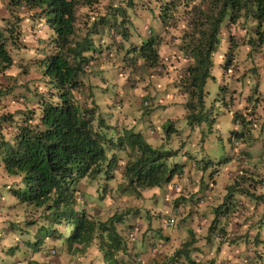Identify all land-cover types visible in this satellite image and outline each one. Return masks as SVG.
<instances>
[{"label":"trees","instance_id":"obj_1","mask_svg":"<svg viewBox=\"0 0 264 264\" xmlns=\"http://www.w3.org/2000/svg\"><path fill=\"white\" fill-rule=\"evenodd\" d=\"M95 1L2 0L8 14L0 15V75L8 83L4 87L0 85V99L19 95L23 101H19L20 107L13 112L4 109L0 113V160L6 172L21 175L22 187H11V191L22 202L33 204L39 210L36 224L34 217L25 221L34 226V233L30 235L33 242L46 237L59 240V243L47 246L44 251L46 256L39 259L40 264H50L53 262L50 258L61 250L68 257L75 256L73 262L83 263V260H88L85 257L87 249H93L92 255L100 257L103 264L139 262L134 247V232L127 230L131 221L124 218L129 209L114 211L102 219L92 216L86 205L79 202L77 196L81 195L76 184L84 177L93 180L104 175L105 179H110L114 174H119L121 179L114 187L115 194L125 189L167 184L177 166L182 164L174 160L178 155L176 148L163 147L164 134L159 144L146 140L148 134L145 132L150 134L159 128L168 136L174 130L171 120L157 126L151 119L153 116L148 115L152 109L159 107L157 102H152L157 86L164 92L165 86H170L172 93L181 98L182 116L191 129L208 118L211 106L205 102V82L214 77L213 68L216 70L218 67L221 71L218 94L223 98V93H228L222 101L225 107L232 108L231 120L235 127L229 130L228 138L233 139L235 145L231 143L232 150L222 158L223 166L230 161L231 171L221 197L219 201L205 206L212 215L206 230L208 236L213 231H225L234 220L237 226L231 232L233 238L239 237V243L244 245L242 253L255 258L250 259L254 264H264V191H254L256 183L264 184V80L257 78L259 71L255 66L258 54L264 56V0H159L161 27L156 33L147 27L144 39L139 32L130 29L127 16L120 15L121 4L135 3V0H108L103 13L93 11ZM148 1L137 0L145 5ZM78 2L90 7L89 10L78 14ZM170 7L173 12L168 11ZM107 12L117 15L109 18ZM166 19H170L167 24L169 29L164 26ZM39 20L50 29V35L44 41L45 50L36 59V70L39 71L36 84L28 85L17 82L15 75L6 73L13 63L10 48L14 47L15 51L29 48L23 43V31L32 29ZM223 20L227 44L215 65L212 54L219 42ZM101 27L104 28L103 36ZM161 29L163 31L159 33ZM239 45H244L243 54L246 57L238 55L241 50ZM105 47L115 51L121 49L124 51L123 60L134 62L129 70L126 69L123 80L130 78V70L138 76L131 79L130 88L138 95L143 93V97L136 100L135 110L137 116L141 114L147 120L144 127L140 126V121L137 124L135 116L130 119L132 123L128 128L118 121L119 128L109 129L108 123L101 125V117L96 124L93 123V107L86 106L84 100L90 97V86L99 83L92 82L96 73L90 74L88 67L93 65L91 63ZM115 51H112V56L116 57L120 53ZM165 54L168 57L163 59L161 55ZM247 59L250 66L245 64ZM240 62L247 67L237 71L239 88L229 87L227 78L233 70L239 69L237 64ZM166 63L169 68L174 65L171 81L168 80ZM99 69L111 70V66L102 65ZM146 70L162 78L161 85L149 81ZM84 73L88 81L91 77L87 83L82 77ZM141 76L147 80H141L138 85L136 82ZM83 85L88 88L86 93L81 90ZM147 85L153 86V94L147 93ZM99 86L106 89L103 84ZM15 88H23L24 91L14 93ZM120 93L115 92L119 100L122 98ZM203 135L200 134L201 139ZM252 146H256L258 159L245 164L243 159L249 156L248 149ZM106 148L124 150L126 157L123 163L116 166V154L107 152ZM186 155L191 159V166L194 165V172L189 178L199 176L200 186L196 193H204V196L206 187L216 182L214 173L223 167L215 166L208 170L207 164L204 161L200 164L201 159L194 152H187ZM105 187V183H101V191L96 192L99 198L101 193L106 195ZM87 196L89 198L91 194L87 193ZM238 200L245 206L243 214L246 213L239 219L234 206ZM250 200H253L252 204ZM245 224L254 227L251 235L244 230L241 234L239 229ZM191 234L190 231L189 238L182 241L165 260L155 258L152 263L213 264L212 260L198 258L194 250L195 238ZM161 237L164 239L166 235ZM142 238L151 237L145 233L140 237L139 251L144 247ZM27 242H30L29 239ZM13 250V246L7 247V251ZM32 261L29 259L27 264ZM251 261L247 264H253ZM87 262L90 263V259Z\"/></svg>","mask_w":264,"mask_h":264},{"label":"rangeland","instance_id":"obj_2","mask_svg":"<svg viewBox=\"0 0 264 264\" xmlns=\"http://www.w3.org/2000/svg\"><path fill=\"white\" fill-rule=\"evenodd\" d=\"M126 1V0H125ZM132 1L133 3H123L121 4V8H119L120 15L125 14L127 16V20L130 22V29L135 30L141 34L142 39L145 38V30L146 28H151L152 32H157L158 27H161L162 21L159 17V7L161 1L159 0H149L147 4ZM108 0H97L93 2V11L94 12H101L103 13V9L105 8L104 5L107 3ZM145 6H144V5ZM77 13L83 10H89L90 7L87 5H83V3L78 2L76 4ZM24 10V9H22ZM169 12H173V8L170 7ZM93 12V13H94ZM109 18L112 16L117 15L111 14L107 12ZM8 14L2 0H0V15ZM169 14V13H168ZM117 17V16H116ZM119 18V16H118ZM170 19H166L165 25L168 27V22ZM225 20L221 21L220 27V34H219V42L217 45L216 50L212 54V59L215 63L220 60V57L223 51L226 48L227 40L225 34ZM102 36L104 35V28L101 27ZM24 30V29H23ZM163 30L161 29L159 33ZM141 32V33H140ZM48 35H50V29L42 22L41 20L36 21L34 27L29 31H23L22 39L23 43H26L29 48H20V50L15 51L11 47L10 50L13 54V63L7 70V75L16 77L17 82H26L28 85L36 84V78L39 75V71L36 70V59L42 55V51L45 50L44 41L47 39ZM244 45H239L238 49L239 56H244ZM124 50V49H123ZM112 51L109 47L102 48L101 53L96 56V59L91 63L92 66L88 67L90 74L93 72L96 73V76L92 77V82H98L99 85L106 87V89L100 87L97 83L90 86L91 92L90 97L85 99L86 106L93 107V123L96 124L98 117H101L102 123H108L110 125L109 129L119 128L120 125H124L128 128L130 125V119H133L138 122L140 121V126L144 127L147 123V120L143 119V115L137 116L138 113L136 109V100L140 99V96L143 97V93L141 92L140 95L134 89H131V79L137 78L134 73H131L132 70L129 71L130 78L123 80L125 77L126 69L129 70L130 67L134 65L133 61L123 60L122 55H124V51L119 49L118 54L116 57L112 56ZM164 52V51H163ZM166 53V52H164ZM121 55V56H120ZM262 56V57H261ZM164 59L168 57L167 54L161 55ZM246 59V58H244ZM242 59V60H244ZM175 62L179 60L177 58L173 59ZM258 61L256 62V69L259 71L257 74V78L260 80H264V56L262 53L258 54ZM240 62L237 64L238 70H233L229 77L227 78V85L229 87H235L236 89L239 88V80L236 78L237 71L240 69L250 66V62L245 60L244 66ZM166 63V67L168 69V80L171 81L173 77V66L170 69ZM173 63H170L172 65ZM254 64V63H253ZM111 66L110 69H106L101 71L99 68L102 66ZM124 66V67H123ZM214 67V65H213ZM88 69H86L88 71ZM86 71V73H87ZM148 72L149 81L156 85L160 84L162 78L158 77L155 72ZM137 74V73H136ZM213 78H208L205 82V102L207 106H211V109L208 110V118L203 120L198 126H193L190 129L185 122L183 115V107L180 106L179 100L181 98L177 95L172 93V89L170 86L166 87V91L158 90L154 94V98L152 102H157L159 107L152 109V111L148 114L149 117L153 116L151 119L154 123L159 126L161 122L167 123L168 120L172 121V126L174 130L170 132V135H166L162 130L159 128L157 130L152 131L150 134L149 132H145L148 134L147 141L151 144H159L160 137L162 134L165 135V138L162 142L164 148L173 147L177 150V157L176 161L181 162L182 160H188L191 162L190 157L186 154L187 152H194L197 155V158L201 159V163L204 161L207 164L208 170L218 166H222L223 168L219 169L216 173H214V178L216 182H211L209 184V188L206 187L205 195L201 193L198 195L196 191L200 186V179L197 175L194 178L185 179V174L182 175L174 174L169 181L171 188L167 187L166 184L159 186V187H145L139 189H125L121 191L120 194H115L114 187L116 184L121 181L119 174L115 175L110 179H105L104 175H100L98 178L91 180L89 177L81 178L76 186L79 190L81 195L79 202L83 205H86V208L92 213V216L98 218H104L107 215H110L112 212L116 211H124L125 209L128 210V214L124 216L125 220H130L129 223L136 222L137 231L134 233V240L136 247L135 252L138 253L139 262L136 264H154L152 263V259L161 261L165 260L168 257L169 253H171L174 249L181 245V242L189 238L190 231L192 232V236L195 238L194 245L196 255L202 260H212L213 264H225L224 258L222 254L226 251V248L221 245V243L225 245H235L241 241H239V237H235L232 239L229 238V232L232 230H236L237 223L231 224L230 228H226L225 231L216 233L215 231L210 232L208 236V231L206 230V226L208 224V220L212 217L209 212V208L205 207L209 205V202H216L219 201L221 197V193L223 185L226 183L227 178L230 175L231 166L230 161H227L224 166L222 158L226 156L231 150V143H233V139L228 138L229 130L235 127V124L231 120V110L232 108L225 107L223 104V98L228 96V93H223L225 96L222 98L221 94H218L219 91V84L221 80V71L218 68L214 70L213 68ZM111 76L112 78H110ZM83 80L86 81L85 83L89 82L87 75L82 76ZM104 79V80H103ZM143 81H146L147 78L141 76L136 83L140 85ZM114 81L115 83H113ZM7 81L4 76L0 75V85L5 86L7 85ZM166 84H170L167 82ZM264 84V82H263ZM147 93H152L153 86L147 85ZM172 87V86H171ZM88 88L85 85L81 87V90L86 93ZM138 89V88H137ZM19 91H24L23 88H15L14 93ZM121 92V100L118 99V96L115 95ZM142 94V95H141ZM20 102H22V98L17 95L15 97H1L0 99V113L2 110H13L16 107H20ZM25 102V100H24ZM160 102V103H159ZM29 102L28 104H31ZM160 104H163L161 106ZM147 116V115H146ZM8 121V120H6ZM1 122H5L2 120ZM132 123V122H131ZM102 125V126H103ZM120 131V129H118ZM144 130V128H142ZM147 131V130H146ZM9 133V131H6ZM203 133V139H201L200 134ZM168 134V133H167ZM8 135V134H7ZM255 145L258 146V142H255ZM256 146H252L248 149L250 152L249 156H245L243 161L245 164H251L258 156L256 155ZM107 149V148H106ZM108 150V151H107ZM107 152H113L117 156V163L116 166H119L123 163L126 157V153L124 150L113 148L110 150L107 149ZM173 156H176L173 155ZM172 159V157L170 158ZM260 160V159H259ZM210 161V162H209ZM2 162L0 160V213L5 211V209L9 208V214L7 215L8 218L10 216L14 217V224L13 230L17 234L16 241L13 243H18L14 248L13 251H7V246L9 245L6 242V239L9 237L10 231V221L8 219H4L0 214V236H5V240H0V264H27L28 258L32 257L33 261L31 264H40V260L46 255L44 251L47 250V246L50 244V240L48 237L43 238L40 241L33 242V235L34 226L32 224L26 223V219L29 217L35 218V224L37 221V214L39 213L38 209H35V206L30 203L22 202L12 191L11 187L18 186L22 187L23 182L21 179V175L19 173L12 174L8 173L1 168ZM10 178L12 181L9 182ZM5 182V183H3ZM101 183H105L106 187L109 189V192L104 195L101 193V197H98L99 191H101ZM106 189V190H108ZM105 190V191H106ZM255 193H259L264 191V184L256 183L254 185ZM87 193L91 194V197L88 198ZM86 195V197H85ZM92 198V199H90ZM241 199V198H240ZM258 201H261L258 199ZM264 201V200H263ZM251 204L253 200H250ZM13 204V205H11ZM264 202L262 203L263 206ZM236 207V218L239 219L240 217H244L243 214V206L242 203L238 200L235 205ZM261 208L258 211L260 213ZM242 210V212H241ZM241 212V213H240ZM241 214V215H240ZM172 216L174 219L173 225H165L164 220L167 217ZM27 217V218H26ZM118 224V223H117ZM250 226V225H249ZM118 227V226H117ZM214 228V227H213ZM4 230L6 231L5 233ZM216 230V229H215ZM241 234L243 232L249 233L250 235L254 232V227H248L247 224L244 227H240ZM244 230V231H243ZM2 231V233H1ZM243 231V232H242ZM215 232V233H214ZM146 234L147 237H151V245L147 244V239L142 238L144 242V247L141 248L139 251L137 243L141 236ZM158 234L156 237H153V234ZM166 235V238H162L159 236L160 234ZM208 237L206 240L203 237ZM29 239L30 242H27ZM150 239V238H149ZM145 240V241H144ZM150 246V247H148ZM240 246L243 247L244 245L240 243ZM93 249H88V257L93 254ZM132 251V250H131ZM247 251H251V249L247 248ZM236 253V252H234ZM62 250L58 252V255L52 256L50 259L53 262L50 264H90L87 262V259L83 260L82 262L74 261L73 257L66 256ZM224 255V254H223ZM248 255V254H247ZM243 253V256L240 259H243L242 264H247L248 261L255 260V258H249ZM39 260L36 262V260ZM251 259V260H250ZM35 260V261H34ZM75 260V259H74ZM258 261V260H257ZM94 264H103V261L100 257L93 259ZM250 263H255L251 261ZM167 264V263H164Z\"/></svg>","mask_w":264,"mask_h":264},{"label":"crops","instance_id":"obj_3","mask_svg":"<svg viewBox=\"0 0 264 264\" xmlns=\"http://www.w3.org/2000/svg\"><path fill=\"white\" fill-rule=\"evenodd\" d=\"M178 163H181L182 165H180V166H177V171L175 172V174H178V175H182V173L183 174H185V179L186 180H188V178L192 175V173L194 172V170H193V166L194 165H192L191 166V163H190V161H188V160H182L181 162H179V161H177ZM178 165V164H177ZM191 166V167H190ZM1 168H3V166H1ZM12 181V178H10V180H9V182H11ZM3 183H5V182H3ZM13 187H18V186H13ZM11 205H13V204H11ZM9 208H7V209H5V211H4V213L3 212H1L0 214H4V215H1L2 217H4V219L6 218V219H8L9 221H10V231H9V238L8 239H6V237L5 236H0V240H5L6 239V242L9 244L8 246H13V245H18V243H13V241H16V238H17V234L14 232V230H13V224H14V217H12V216H10V218H8L7 217V215L9 214ZM27 218V217H26ZM6 231L4 230V232L3 233H5ZM1 233H2V231H1ZM153 234V233H152ZM153 237H156V234H153L152 235ZM50 239V238H49ZM151 240H152V238H150V239H147V244L148 245H151ZM57 244V243H59V240H57V239H55V240H50V244ZM140 243V241H138V243H137V245ZM221 245L223 246V247H225L226 248V251L222 254V256H223V258L225 259L224 260V263L225 264H242L243 263V259H240V257L241 256H243V251H242V247L240 246V243H238L237 244V246H235V245H232V244H230V245H225L224 243L222 244L221 243ZM7 246V247H8ZM148 247H150V246H148ZM1 248V247H0ZM1 250V249H0ZM87 251H88V249L85 251V257L87 256V258H88V260L90 259V261L93 259V258H98L97 256L96 257H94L93 255L92 256H90V257H88V253H87ZM234 252H236V253H234ZM199 258V257H198ZM29 259H31V260H33V258L32 257H29L28 258V260ZM38 260V259H37ZM87 260V261H88ZM35 261V260H34ZM28 262V261H27ZM74 263V262H73ZM75 264V263H74Z\"/></svg>","mask_w":264,"mask_h":264},{"label":"clouds","instance_id":"obj_4","mask_svg":"<svg viewBox=\"0 0 264 264\" xmlns=\"http://www.w3.org/2000/svg\"><path fill=\"white\" fill-rule=\"evenodd\" d=\"M166 186H167L168 188H169V187L171 188L169 182L166 184ZM207 188H209V185L207 186ZM106 189H108V188L105 187V190H106ZM108 192H109V189L105 191L106 194H107ZM77 197L80 198L81 196L78 195ZM167 218H172V219H173L172 216L167 217ZM167 218H165V220H166ZM165 220H164L165 225H168V224H166ZM173 224H174V219H173V223L170 224V225H173ZM129 229H131V230L135 233V232L137 231L136 222L131 223V226H129V227L127 228V230H129ZM159 234H160V233H159ZM156 235H158V234H156ZM159 236H163V235L160 234ZM228 236L230 237V239H232V238L234 237V235H232V232H231V231L229 232V235H228ZM138 258H139V257H138ZM93 259H96V258H93ZM93 259L91 260L90 264H94V263H93Z\"/></svg>","mask_w":264,"mask_h":264},{"label":"built area","instance_id":"obj_5","mask_svg":"<svg viewBox=\"0 0 264 264\" xmlns=\"http://www.w3.org/2000/svg\"><path fill=\"white\" fill-rule=\"evenodd\" d=\"M165 222H166V224L170 225V224L173 223V219H172V218H167V219L165 220Z\"/></svg>","mask_w":264,"mask_h":264}]
</instances>
